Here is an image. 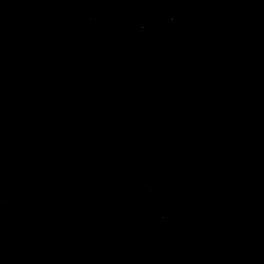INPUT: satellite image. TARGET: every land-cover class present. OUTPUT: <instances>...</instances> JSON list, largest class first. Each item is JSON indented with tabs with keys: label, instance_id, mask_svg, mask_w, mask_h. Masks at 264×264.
<instances>
[{
	"label": "water",
	"instance_id": "95a60500",
	"mask_svg": "<svg viewBox=\"0 0 264 264\" xmlns=\"http://www.w3.org/2000/svg\"><path fill=\"white\" fill-rule=\"evenodd\" d=\"M0 264H264V0H0Z\"/></svg>",
	"mask_w": 264,
	"mask_h": 264
}]
</instances>
